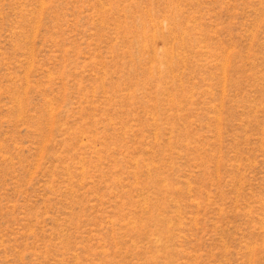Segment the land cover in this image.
<instances>
[{
  "label": "rangeland",
  "instance_id": "obj_1",
  "mask_svg": "<svg viewBox=\"0 0 264 264\" xmlns=\"http://www.w3.org/2000/svg\"><path fill=\"white\" fill-rule=\"evenodd\" d=\"M0 264H264V0H0Z\"/></svg>",
  "mask_w": 264,
  "mask_h": 264
}]
</instances>
